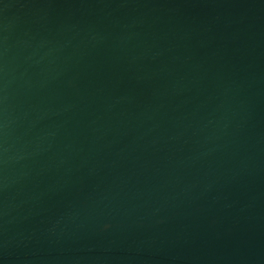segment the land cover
Segmentation results:
<instances>
[{"label":"water","instance_id":"1","mask_svg":"<svg viewBox=\"0 0 264 264\" xmlns=\"http://www.w3.org/2000/svg\"><path fill=\"white\" fill-rule=\"evenodd\" d=\"M0 264H264V0H0Z\"/></svg>","mask_w":264,"mask_h":264}]
</instances>
